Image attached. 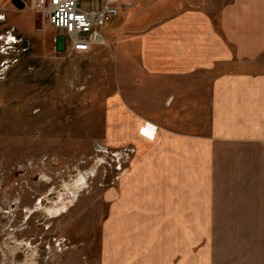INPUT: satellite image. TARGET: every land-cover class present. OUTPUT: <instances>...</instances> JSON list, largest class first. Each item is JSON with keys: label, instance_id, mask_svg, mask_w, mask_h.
I'll return each instance as SVG.
<instances>
[{"label": "crops", "instance_id": "obj_1", "mask_svg": "<svg viewBox=\"0 0 264 264\" xmlns=\"http://www.w3.org/2000/svg\"><path fill=\"white\" fill-rule=\"evenodd\" d=\"M15 1L0 0L1 20ZM140 1L116 0L109 33L119 133L144 128L143 168L116 191V216L159 231L144 264H264V0Z\"/></svg>", "mask_w": 264, "mask_h": 264}, {"label": "rangeland", "instance_id": "obj_2", "mask_svg": "<svg viewBox=\"0 0 264 264\" xmlns=\"http://www.w3.org/2000/svg\"><path fill=\"white\" fill-rule=\"evenodd\" d=\"M16 2L4 9V20L0 16V264L152 261L160 249L159 231L127 227L149 223L150 217L136 222L116 216V191L127 177L137 176L144 161L138 135L144 128L125 121L119 133L112 101L116 31L109 33L124 6L118 5V19L101 30L105 45L61 52L58 39L65 33L33 3ZM91 5L84 3L86 9ZM211 15L218 23V14ZM255 65L264 75V55ZM99 160L96 175L67 212L52 217L39 209L66 198L65 186ZM152 219L159 224V216Z\"/></svg>", "mask_w": 264, "mask_h": 264}, {"label": "built area", "instance_id": "obj_3", "mask_svg": "<svg viewBox=\"0 0 264 264\" xmlns=\"http://www.w3.org/2000/svg\"><path fill=\"white\" fill-rule=\"evenodd\" d=\"M85 0H36L35 9L49 23L63 31L66 47L76 52H90L107 43L101 30L116 21L120 9L116 0H108L100 8L86 9Z\"/></svg>", "mask_w": 264, "mask_h": 264}, {"label": "bare ground", "instance_id": "obj_4", "mask_svg": "<svg viewBox=\"0 0 264 264\" xmlns=\"http://www.w3.org/2000/svg\"><path fill=\"white\" fill-rule=\"evenodd\" d=\"M100 164H102V160L97 161L95 167L92 170L86 173H81L72 179L71 182L65 186L66 190L69 191V194L66 198H61L60 202L53 204L49 208L40 207L39 209L43 210L47 215L52 217H56L67 212L69 207L78 200L80 193L84 189L88 188V181L91 177L96 175L97 167Z\"/></svg>", "mask_w": 264, "mask_h": 264}, {"label": "water", "instance_id": "obj_5", "mask_svg": "<svg viewBox=\"0 0 264 264\" xmlns=\"http://www.w3.org/2000/svg\"><path fill=\"white\" fill-rule=\"evenodd\" d=\"M15 3H17V2L15 1ZM58 50L61 52L66 50V39H65V37H60L58 39Z\"/></svg>", "mask_w": 264, "mask_h": 264}]
</instances>
